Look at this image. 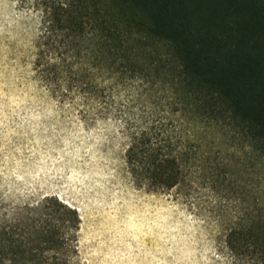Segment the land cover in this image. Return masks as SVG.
Returning <instances> with one entry per match:
<instances>
[{
    "label": "trees",
    "instance_id": "1",
    "mask_svg": "<svg viewBox=\"0 0 264 264\" xmlns=\"http://www.w3.org/2000/svg\"><path fill=\"white\" fill-rule=\"evenodd\" d=\"M34 70L87 125L119 124L131 182L240 201L230 264H264V0H23ZM78 210L54 194L0 225V264H74Z\"/></svg>",
    "mask_w": 264,
    "mask_h": 264
},
{
    "label": "rangeland",
    "instance_id": "2",
    "mask_svg": "<svg viewBox=\"0 0 264 264\" xmlns=\"http://www.w3.org/2000/svg\"><path fill=\"white\" fill-rule=\"evenodd\" d=\"M38 28L30 3L0 0V225L54 194L81 217L74 264H230L226 228L239 199L136 187L119 124L87 125L39 83Z\"/></svg>",
    "mask_w": 264,
    "mask_h": 264
}]
</instances>
